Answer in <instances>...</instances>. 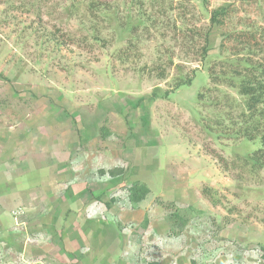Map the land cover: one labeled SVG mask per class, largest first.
Instances as JSON below:
<instances>
[{"label":"rangeland","instance_id":"obj_1","mask_svg":"<svg viewBox=\"0 0 264 264\" xmlns=\"http://www.w3.org/2000/svg\"><path fill=\"white\" fill-rule=\"evenodd\" d=\"M240 1L0 0V264H264Z\"/></svg>","mask_w":264,"mask_h":264},{"label":"trees","instance_id":"obj_2","mask_svg":"<svg viewBox=\"0 0 264 264\" xmlns=\"http://www.w3.org/2000/svg\"><path fill=\"white\" fill-rule=\"evenodd\" d=\"M260 1L264 3V0L240 2L258 6ZM237 9L234 4L210 11V26L223 31L220 47L222 55L231 54L236 58V61L226 63L227 72L221 76L214 74L213 78L214 81L226 79L245 99L244 134L251 141L259 140L262 148L254 153L253 160L264 163V26L248 22L244 28H230L238 14ZM205 43L203 58L208 53V38Z\"/></svg>","mask_w":264,"mask_h":264}]
</instances>
